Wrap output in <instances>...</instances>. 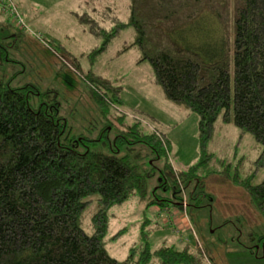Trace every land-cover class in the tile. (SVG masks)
<instances>
[{
  "label": "trees",
  "instance_id": "obj_1",
  "mask_svg": "<svg viewBox=\"0 0 264 264\" xmlns=\"http://www.w3.org/2000/svg\"><path fill=\"white\" fill-rule=\"evenodd\" d=\"M128 2L127 22L114 18L110 30L101 28L89 15L77 17L103 40L93 54L107 51L122 31L131 28L134 39L118 56L137 49L138 64L150 65L165 98L199 118L201 161L183 177L170 174L172 185L162 172L159 188L173 192L183 206L186 183L194 178L190 194L192 201H198L197 191L204 181L195 173L199 168L208 170L213 159L208 150L221 119L222 125L240 130V139L249 134L260 148L253 172L244 179L235 174L233 181L248 193L264 217V176L259 184H253L264 172V0ZM9 9L19 15L15 6ZM207 10L213 16H209L211 37L213 31L218 32L215 39L220 40L233 29V52L230 45L219 52H207L199 44L184 41L187 33L197 30ZM9 56V51L0 48V63ZM89 83L100 109L105 110L107 101L119 100L122 88L109 80L95 77ZM52 98L56 100L57 95L50 97L30 85L16 89L0 79V264H213L205 253L192 252L184 240L181 249L173 244L152 251L149 234L143 235L141 248H132L125 260L109 255L110 211L134 196L147 197L152 175L142 173L126 157L90 149L80 152L82 145L67 136L68 126L60 118L57 101L50 102ZM129 131L135 143L145 145L157 159L166 156L169 143L165 135H145L138 125ZM153 196L152 203L168 213L172 199L160 197L157 191ZM90 208L95 209L92 234L83 228Z\"/></svg>",
  "mask_w": 264,
  "mask_h": 264
},
{
  "label": "rangeland",
  "instance_id": "obj_2",
  "mask_svg": "<svg viewBox=\"0 0 264 264\" xmlns=\"http://www.w3.org/2000/svg\"><path fill=\"white\" fill-rule=\"evenodd\" d=\"M13 6L25 25L22 31L16 30L17 19L9 9ZM128 7V0H0V36L10 53L9 60L0 63V79L16 89L30 85L50 97L57 95L50 102L57 101L60 118L68 126L67 136L80 142V152L90 149L126 157L142 173L152 175L147 197L134 196L109 213L106 246L112 258L125 260L132 248H141L143 235L149 234L152 251L173 244L181 249L180 241L184 240L192 252L205 253L213 264H264V217L248 193L233 181L235 174L241 179L251 174L259 157L260 148L249 134L240 139V130L222 125L219 119L208 150L213 159L208 170L199 168L195 173L204 181V187L197 191L198 201H192L190 194L196 184L194 178L186 183L183 206L173 192L159 188L162 172L172 185L170 174L183 177L201 161L199 118L165 98L150 65L138 64L137 49L118 56L134 39L131 28L122 31L107 51L93 54L103 40L90 33L77 17L89 15L101 28L110 30L114 18L127 22ZM209 16L213 18L209 10L205 11L197 30L186 32L184 41L199 44L207 52H219L230 45L233 52V29L220 40L215 39L218 32L213 31L211 37ZM218 30L221 32L217 26ZM95 77L122 88L119 100L112 104L107 101L105 110L95 101L89 83ZM135 125L145 135H165L169 143L166 156L157 159L145 145L135 143L129 134ZM263 176L260 172L253 184H259ZM155 191L172 199L168 213L152 203ZM94 213L90 208L84 218L83 228L88 234L93 233ZM122 230L120 237L111 240Z\"/></svg>",
  "mask_w": 264,
  "mask_h": 264
},
{
  "label": "built area",
  "instance_id": "obj_3",
  "mask_svg": "<svg viewBox=\"0 0 264 264\" xmlns=\"http://www.w3.org/2000/svg\"><path fill=\"white\" fill-rule=\"evenodd\" d=\"M14 15H15V18L17 19V24H16V26H17L19 29H23V28H25V25H24L23 21L21 20V18L19 17V15L15 14V12H14Z\"/></svg>",
  "mask_w": 264,
  "mask_h": 264
},
{
  "label": "flooded vegetation",
  "instance_id": "obj_4",
  "mask_svg": "<svg viewBox=\"0 0 264 264\" xmlns=\"http://www.w3.org/2000/svg\"><path fill=\"white\" fill-rule=\"evenodd\" d=\"M0 35H1V31H0ZM4 40L2 36H0V48L1 49H6L8 51V47H6V45L4 44Z\"/></svg>",
  "mask_w": 264,
  "mask_h": 264
},
{
  "label": "crops",
  "instance_id": "obj_5",
  "mask_svg": "<svg viewBox=\"0 0 264 264\" xmlns=\"http://www.w3.org/2000/svg\"><path fill=\"white\" fill-rule=\"evenodd\" d=\"M181 241H182V240H181ZM181 241H180V242H181ZM181 243H182V242H181Z\"/></svg>",
  "mask_w": 264,
  "mask_h": 264
}]
</instances>
